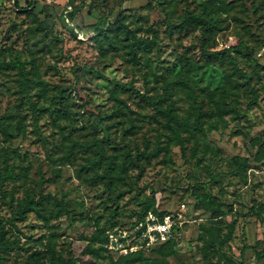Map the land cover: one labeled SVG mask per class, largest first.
<instances>
[{
    "label": "rangeland",
    "instance_id": "1",
    "mask_svg": "<svg viewBox=\"0 0 264 264\" xmlns=\"http://www.w3.org/2000/svg\"><path fill=\"white\" fill-rule=\"evenodd\" d=\"M156 1L167 14L147 0H0V264H63L84 245L97 251L74 264H264V210L252 208L264 202V0ZM205 4L218 23L208 49L223 57L204 58L199 30L171 28ZM176 77L186 84L172 88ZM188 91L207 113L198 129L151 102L192 123ZM122 143L146 152L143 171ZM27 195L44 199L21 217ZM144 203L181 220L169 246L110 249L113 236L138 243ZM228 224L203 257L199 234Z\"/></svg>",
    "mask_w": 264,
    "mask_h": 264
},
{
    "label": "trees",
    "instance_id": "2",
    "mask_svg": "<svg viewBox=\"0 0 264 264\" xmlns=\"http://www.w3.org/2000/svg\"><path fill=\"white\" fill-rule=\"evenodd\" d=\"M147 2L153 6V7H159L162 11L166 13L164 7L160 4H158V2L156 0H147ZM206 7L207 5L205 4L204 9L202 11H185L183 12L180 16L178 21L175 22H171V28L174 29L176 32L178 33H187L189 31H193V30H199L201 33V40H202V52H203V56L204 58L210 59V58H216L219 55H222V57L224 56V53L228 50L226 48L221 49V50H215V49H208V47L212 44L213 41V34L215 32V29L218 27V23L217 21L213 18V16L211 14H213L212 11H208L206 12ZM66 11V10H65ZM73 12V11H72ZM72 14V13H71ZM118 21V20H116ZM103 29H99L97 28L96 31L95 29H93L92 34L90 36H93V33L96 34H102ZM233 64H234V68L238 71H241L240 68L235 64V60L233 59ZM178 61L184 66L187 64V58L185 55H179L178 57ZM6 66V64H4ZM24 84L27 85L28 84V80L26 79V77H24ZM170 84H173L172 88H176V85H185L186 82L181 79V77H176ZM166 93H169L170 90L169 88L165 89ZM188 95L191 98V103H192V107L195 110L194 111V121L192 123H189L186 119L183 120H178V117L176 115V113L173 111L174 109V104L172 102L168 103L166 108H161L159 106H157V103H154L153 101H151L155 107L161 111V113H163L168 119L173 120L175 123L181 125L183 128L186 129H193V128H200V126L198 125V122L200 120V118L202 116H205L207 113L202 111V103L200 102H196L195 97L193 96L191 91H188ZM255 99V97H253ZM147 99H149L147 97ZM219 111H222V109L220 108ZM0 131L3 132L4 134L7 133V126L4 125L3 121H1V117H0ZM124 146V151L122 153V157H123V161L128 162L132 167L136 168L138 171H143L144 170V166L143 164L140 162V157H145L146 152L144 150L142 151H137L135 155H131L126 149V143H122ZM103 152L101 150V154L100 156H102ZM152 154V153H150ZM234 164L236 167L238 168H244L247 164V161L245 160H241L239 157L235 156L234 157ZM105 174H108V171L105 170L104 171ZM7 173L3 171V169L0 170V183H1V178L4 177ZM206 198H208V195L206 196ZM44 196L43 195H39V197L37 199H35L34 196L32 195H27L24 202H22L20 204V207L17 209V214H19L21 217L24 216L25 212L31 211V210H38V207L35 206V204L37 203H41L43 202ZM252 208L258 213L261 214L264 210V202L262 201H254V203L252 204ZM154 212L159 216H162L163 214L167 213L166 210H159L157 209V207L152 206L149 203H144L143 207H142V211L138 217L142 218L145 214H147L148 212ZM221 214L220 211H218V213L216 215L213 216H217ZM3 223V222H2ZM202 228L206 231H209L204 225H202ZM232 230H233V224H228L227 225V231L226 233L222 236L219 233H212V237L211 239H207L204 233H200L199 237L204 240V244L201 247V254L203 255V257H207L208 256V250H209V243L208 242H217L219 245H223L225 241H227L231 234H232ZM3 224H1V229H0V251H4L7 250V248L10 247V243L8 241L4 240L3 237ZM172 241V237L170 239H168L167 241L160 243L158 245L155 246H169L170 242ZM247 247H250V245H247ZM246 246H244L241 249L240 254L242 255L244 250L247 248ZM93 250V251H97V248L91 247L90 245H84L82 251H81V255H75V256H71L68 255L67 257H65L63 259V264H74L77 260L82 261V262H86V260L83 259L82 256V252H84L85 250ZM160 255H172L174 253V251L171 249L168 252H164V251H159L158 252ZM256 255L258 257H263L264 256V252L263 251H255ZM138 256H142V253L139 252ZM121 259L123 260H132V258H130L128 255H122Z\"/></svg>",
    "mask_w": 264,
    "mask_h": 264
},
{
    "label": "built area",
    "instance_id": "3",
    "mask_svg": "<svg viewBox=\"0 0 264 264\" xmlns=\"http://www.w3.org/2000/svg\"><path fill=\"white\" fill-rule=\"evenodd\" d=\"M180 217V214L178 213ZM178 217V218H179ZM181 224L171 213H165L162 216L154 212H148L142 218L136 219L131 225L129 233L132 234L138 243H123L117 236L109 237L107 246L112 249H119L122 253L136 250L140 246H153L163 243L173 237L174 225ZM128 236L126 231H122V239Z\"/></svg>",
    "mask_w": 264,
    "mask_h": 264
}]
</instances>
